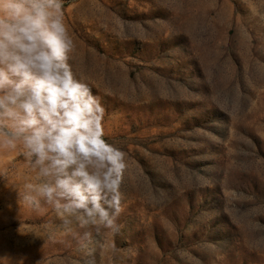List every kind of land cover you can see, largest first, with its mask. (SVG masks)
<instances>
[{"label": "rangeland", "instance_id": "obj_1", "mask_svg": "<svg viewBox=\"0 0 264 264\" xmlns=\"http://www.w3.org/2000/svg\"><path fill=\"white\" fill-rule=\"evenodd\" d=\"M63 11L73 71L126 153L122 227L67 233L51 205L23 201L38 181L22 147H0V264H264V0Z\"/></svg>", "mask_w": 264, "mask_h": 264}, {"label": "clouds", "instance_id": "obj_2", "mask_svg": "<svg viewBox=\"0 0 264 264\" xmlns=\"http://www.w3.org/2000/svg\"><path fill=\"white\" fill-rule=\"evenodd\" d=\"M63 9L64 0H0V147H22L37 173L27 205H51L67 233L74 222L119 232L126 153L105 139V108L73 71ZM90 239L84 232L81 248Z\"/></svg>", "mask_w": 264, "mask_h": 264}]
</instances>
